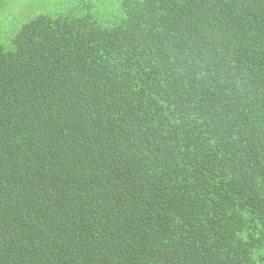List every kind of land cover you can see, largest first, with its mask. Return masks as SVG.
I'll list each match as a JSON object with an SVG mask.
<instances>
[{"label": "trees", "instance_id": "trees-1", "mask_svg": "<svg viewBox=\"0 0 264 264\" xmlns=\"http://www.w3.org/2000/svg\"><path fill=\"white\" fill-rule=\"evenodd\" d=\"M0 264H264V0H80L0 45Z\"/></svg>", "mask_w": 264, "mask_h": 264}, {"label": "rangeland", "instance_id": "rangeland-1", "mask_svg": "<svg viewBox=\"0 0 264 264\" xmlns=\"http://www.w3.org/2000/svg\"><path fill=\"white\" fill-rule=\"evenodd\" d=\"M80 0H0V45L9 49L18 31L31 18L41 14H60Z\"/></svg>", "mask_w": 264, "mask_h": 264}]
</instances>
